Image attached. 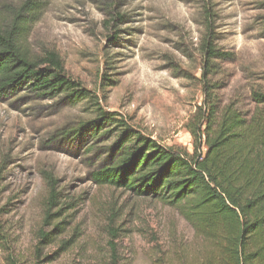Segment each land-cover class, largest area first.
Here are the masks:
<instances>
[{
  "label": "rangeland",
  "instance_id": "obj_1",
  "mask_svg": "<svg viewBox=\"0 0 264 264\" xmlns=\"http://www.w3.org/2000/svg\"><path fill=\"white\" fill-rule=\"evenodd\" d=\"M14 20L30 56L57 54L104 111L163 146L193 151L206 38L233 56L214 63L221 106L249 116L264 91V0H0V24ZM64 102L0 98V264H191L200 241L176 209L95 181L118 128L83 129L92 105Z\"/></svg>",
  "mask_w": 264,
  "mask_h": 264
},
{
  "label": "trees",
  "instance_id": "obj_2",
  "mask_svg": "<svg viewBox=\"0 0 264 264\" xmlns=\"http://www.w3.org/2000/svg\"><path fill=\"white\" fill-rule=\"evenodd\" d=\"M15 20L0 24V98L26 90L39 98L63 97L66 105L91 104L95 118L83 129L96 134L115 125L120 131L110 145V163L94 175L97 183L176 209L200 241L191 264H264V91L251 92L255 108L249 116L233 104L221 106L214 93L220 87L212 84L214 63L233 60L230 53L208 38L202 44L203 102L188 129L194 146L189 153L163 146L104 111L89 90L67 77L57 54L30 56L20 45L22 22ZM46 177L51 206L58 194Z\"/></svg>",
  "mask_w": 264,
  "mask_h": 264
}]
</instances>
